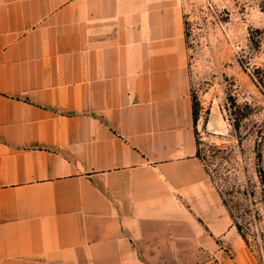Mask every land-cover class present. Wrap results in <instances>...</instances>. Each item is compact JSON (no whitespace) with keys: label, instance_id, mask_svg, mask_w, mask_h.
Wrapping results in <instances>:
<instances>
[{"label":"crops","instance_id":"0c3cea01","mask_svg":"<svg viewBox=\"0 0 264 264\" xmlns=\"http://www.w3.org/2000/svg\"><path fill=\"white\" fill-rule=\"evenodd\" d=\"M199 154L180 0H0V264H254Z\"/></svg>","mask_w":264,"mask_h":264},{"label":"rangeland","instance_id":"374dc122","mask_svg":"<svg viewBox=\"0 0 264 264\" xmlns=\"http://www.w3.org/2000/svg\"><path fill=\"white\" fill-rule=\"evenodd\" d=\"M180 2L199 154L241 225L253 263L259 264L264 254V0Z\"/></svg>","mask_w":264,"mask_h":264},{"label":"trees","instance_id":"16d2710c","mask_svg":"<svg viewBox=\"0 0 264 264\" xmlns=\"http://www.w3.org/2000/svg\"><path fill=\"white\" fill-rule=\"evenodd\" d=\"M193 114H194V121L196 122L197 120V113H196V108H195V104L193 103ZM263 170V169H262ZM261 170V178H262V181L264 183V171ZM239 229L241 230V225L239 223H237Z\"/></svg>","mask_w":264,"mask_h":264},{"label":"built area","instance_id":"2783aa9c","mask_svg":"<svg viewBox=\"0 0 264 264\" xmlns=\"http://www.w3.org/2000/svg\"><path fill=\"white\" fill-rule=\"evenodd\" d=\"M259 264H264V254L261 256Z\"/></svg>","mask_w":264,"mask_h":264}]
</instances>
